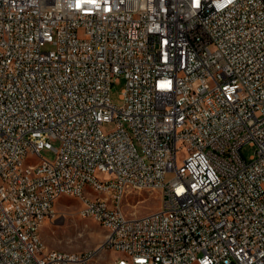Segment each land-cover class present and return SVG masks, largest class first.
I'll return each instance as SVG.
<instances>
[{
  "label": "built area",
  "instance_id": "2783aa9c",
  "mask_svg": "<svg viewBox=\"0 0 264 264\" xmlns=\"http://www.w3.org/2000/svg\"><path fill=\"white\" fill-rule=\"evenodd\" d=\"M63 196L107 264H264V0H0V264L94 263L40 244Z\"/></svg>",
  "mask_w": 264,
  "mask_h": 264
},
{
  "label": "rangeland",
  "instance_id": "374dc122",
  "mask_svg": "<svg viewBox=\"0 0 264 264\" xmlns=\"http://www.w3.org/2000/svg\"><path fill=\"white\" fill-rule=\"evenodd\" d=\"M51 49V45L46 46ZM125 87V79L121 77L119 81L113 83L111 87V99L115 104H122L121 98ZM116 128V123L105 122L104 130L109 132ZM52 145L59 148L60 140L53 139ZM243 156L249 159L256 153V147L249 143L241 148ZM41 155L53 160L56 153L51 148L42 150ZM131 197L123 199V208L127 215H143L156 210L161 204V194L159 191H137ZM82 202L76 197L63 196L57 202V218L47 221L42 228V237L49 248L65 251L82 252L96 251L98 255L93 264H107L115 257V253L109 249H102L101 245L105 238V230L100 223L92 217L82 216L80 213Z\"/></svg>",
  "mask_w": 264,
  "mask_h": 264
},
{
  "label": "bare ground",
  "instance_id": "6f19581e",
  "mask_svg": "<svg viewBox=\"0 0 264 264\" xmlns=\"http://www.w3.org/2000/svg\"><path fill=\"white\" fill-rule=\"evenodd\" d=\"M135 190H137V191H143V186H136V187H135ZM39 241H40V244L42 245L43 249H46V250H55V249H53V248H49V247L46 245V243H45V241H44V239H43L41 233H39ZM56 250H58L59 253H70V255H79V254H81V253H87V252H88V251L73 252V251H65V250H60V249H56ZM89 251H90V250H89Z\"/></svg>",
  "mask_w": 264,
  "mask_h": 264
}]
</instances>
